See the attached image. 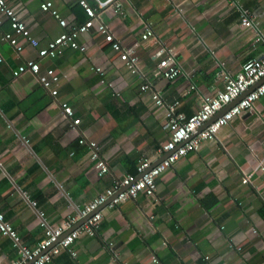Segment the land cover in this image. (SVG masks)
I'll return each mask as SVG.
<instances>
[{"label": "crops", "instance_id": "crops-1", "mask_svg": "<svg viewBox=\"0 0 264 264\" xmlns=\"http://www.w3.org/2000/svg\"><path fill=\"white\" fill-rule=\"evenodd\" d=\"M47 1L68 25L86 20L75 0H5L38 41L36 48L25 42L22 54L4 41L10 26L0 15V210L30 249L44 237L42 220L61 224L136 172L142 157L155 164L164 156L158 150L168 140L165 107L140 92L145 80L162 91L164 104L178 100L179 112L190 116L201 95L221 89L218 69L234 76L261 49L256 30L264 34V0H239L253 14L251 29L239 25L231 0H118L122 15L108 10L102 20L123 48L139 44V73L132 74L96 33L78 37L85 53L64 48L55 58H38V49L66 31L41 10ZM87 2L97 8V0ZM147 26L153 36L142 41ZM156 43L177 51L182 73L172 82L153 79ZM25 59L55 71L56 96L30 74L13 77ZM62 103L77 126L64 118ZM80 139L99 146L106 174H98ZM99 210L95 235L71 246L77 256L63 251L50 264H264V97L162 174L154 197ZM83 224L81 218L73 228ZM17 258L0 234V264Z\"/></svg>", "mask_w": 264, "mask_h": 264}, {"label": "built area", "instance_id": "built-area-1", "mask_svg": "<svg viewBox=\"0 0 264 264\" xmlns=\"http://www.w3.org/2000/svg\"><path fill=\"white\" fill-rule=\"evenodd\" d=\"M75 1L86 15V20L78 25H68L65 20L60 19L58 13L52 9L51 2L40 4L41 10L57 18L59 26L66 31L49 42L45 48L38 49V58H55L62 54L64 48L85 53L86 47L78 43V37L82 34L96 33L110 50L119 55L120 61L132 74H138L136 51L139 44L135 42L130 47L123 48L102 20V15L108 10L114 15H122L121 3L118 0L103 2L97 0L96 8L91 6L87 0ZM231 3L238 10L239 25L243 28H255L253 14L250 10L241 6L239 0H231ZM0 15L9 21L10 31L3 35V39L15 53L22 54L25 42L33 48L38 46V41L30 35L25 22L19 18L5 0H0ZM152 36L151 29L148 26L145 27L141 34L142 41ZM254 41L261 47L256 55L246 59L240 71L234 76H231L222 67L219 68L216 78L222 84L221 89H216L212 94L201 95L196 111L190 116L179 112L178 100L164 104L162 91L156 88L152 81L145 80L139 88L140 92L149 93L155 106L165 107L162 128L168 133V140L158 152L166 157L155 165H152L149 158L142 157L136 166L135 174H128L120 181L114 182L112 186L88 202L75 216L68 217L61 224L48 225L42 220L40 226L43 227L44 237L34 248L30 249L22 245L16 230L0 210V234L11 240L12 246L18 254L17 259L6 264H50L63 251L75 258L77 254L71 246L82 235L87 237L95 235L103 217L99 210L101 206L106 205L108 208L114 209L120 204L135 200L140 196L154 197L157 191V180L162 174L189 154L199 151L204 143L215 141L218 133L232 123L235 118L250 112L254 104L264 97V34L258 29ZM156 44L157 48L153 53L156 61L153 79L172 82L182 73L177 60V51L174 47ZM2 61L0 57V63ZM96 71L98 74H102L101 68H96ZM12 74L15 78L23 74H30L37 79L39 85L49 95L52 97L57 95L55 87L60 81L59 76L49 68L42 71L34 59H25L13 70ZM193 88L190 87L191 90ZM229 105L231 106L225 110ZM61 110L64 118L71 120L72 126H77L80 123L79 119L73 118V109L66 103L61 104ZM223 110L225 111L217 116ZM79 144L89 145L94 168L100 176L106 174L108 166L100 156L99 146L86 139H80ZM242 181L245 184L248 183L249 177H244ZM32 204L36 205L34 202ZM81 218H87L84 224L81 227L73 228Z\"/></svg>", "mask_w": 264, "mask_h": 264}, {"label": "water", "instance_id": "water-1", "mask_svg": "<svg viewBox=\"0 0 264 264\" xmlns=\"http://www.w3.org/2000/svg\"><path fill=\"white\" fill-rule=\"evenodd\" d=\"M242 97H243V96H242ZM242 97H241V98H242ZM230 106H231V105H229L225 110H227ZM225 110H223V111H222L220 114H218L217 116L221 115ZM217 116H216V117H217ZM164 157H166V155H164V156L160 159V161H161ZM160 161H159V162H160ZM159 162H158V163H159ZM155 164H157V163H155ZM155 164H152V165H155ZM86 219H87V218H84V221H86Z\"/></svg>", "mask_w": 264, "mask_h": 264}, {"label": "trees", "instance_id": "trees-1", "mask_svg": "<svg viewBox=\"0 0 264 264\" xmlns=\"http://www.w3.org/2000/svg\"><path fill=\"white\" fill-rule=\"evenodd\" d=\"M77 4H78V3H77ZM135 173H136V172L132 173V175L135 174ZM214 205H216V202H214ZM207 207H208V206H207Z\"/></svg>", "mask_w": 264, "mask_h": 264}]
</instances>
